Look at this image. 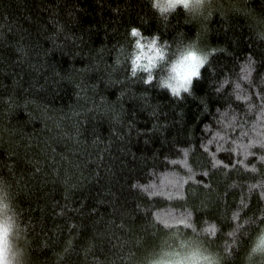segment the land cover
Returning a JSON list of instances; mask_svg holds the SVG:
<instances>
[{"label":"trees","instance_id":"1","mask_svg":"<svg viewBox=\"0 0 264 264\" xmlns=\"http://www.w3.org/2000/svg\"><path fill=\"white\" fill-rule=\"evenodd\" d=\"M132 26L211 51L190 93ZM0 188L21 264H264V0H0Z\"/></svg>","mask_w":264,"mask_h":264},{"label":"clouds","instance_id":"2","mask_svg":"<svg viewBox=\"0 0 264 264\" xmlns=\"http://www.w3.org/2000/svg\"><path fill=\"white\" fill-rule=\"evenodd\" d=\"M192 3L193 0H150L152 10L160 17L174 13L181 7L187 11ZM128 35L129 38H136L134 44L138 49L132 59V75L135 76L140 71L146 72L144 83L151 85L156 80V71L167 64L168 76L160 79L159 87L161 90L166 89L172 97L182 98L184 93L192 91L194 81L202 78V70L212 55L211 51L208 55L201 56L195 50H188L177 59L169 62L167 50L160 46L158 33L151 34L149 39L142 29L132 26ZM144 41H147V43H144ZM16 229L15 210L7 197V193L0 188V264H21L14 242ZM216 231L218 232L219 228ZM228 235L231 236L232 233L229 232ZM261 250H264V232L257 237V242L253 244L251 253H257ZM181 264H218V261L214 259L212 254H208L203 258H200L197 254L191 260L181 262Z\"/></svg>","mask_w":264,"mask_h":264}]
</instances>
